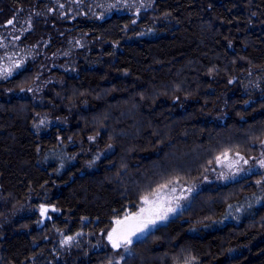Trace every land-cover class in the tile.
<instances>
[{
  "label": "trees",
  "instance_id": "obj_1",
  "mask_svg": "<svg viewBox=\"0 0 264 264\" xmlns=\"http://www.w3.org/2000/svg\"><path fill=\"white\" fill-rule=\"evenodd\" d=\"M102 7L0 0V58L12 36L25 56L0 77V264H109L144 198L264 143V0H156L137 21ZM131 250L120 264H264V169Z\"/></svg>",
  "mask_w": 264,
  "mask_h": 264
},
{
  "label": "rangeland",
  "instance_id": "obj_2",
  "mask_svg": "<svg viewBox=\"0 0 264 264\" xmlns=\"http://www.w3.org/2000/svg\"><path fill=\"white\" fill-rule=\"evenodd\" d=\"M101 1L105 6L101 10H105L107 12L106 15H110L111 13H128L137 21L144 14L154 11V2L156 0ZM1 41L2 39L0 38ZM6 43H4V48L6 49L4 52L5 56L0 58V77L13 76L16 72L23 69L25 62L24 51L21 50L19 44V37L12 36L10 41ZM10 45L13 48L9 49L8 47ZM67 59L70 58L56 56L52 64H55L54 66L57 68H61L66 66L68 61L65 60ZM262 161H264V143L260 145L255 157L246 158L241 154L224 155L200 179L190 183L175 182L163 188L152 197H148L147 203L144 198L139 209L136 212H128L122 219L115 221V226L109 233L114 239L117 236H127L131 240V243H127L125 239H120L119 246H114L113 240L109 239V235L107 236V240L110 245H113L114 250L122 251L119 259L109 264H120L122 258L132 252V245L137 240L144 238L157 227L166 224L178 216L187 208L196 193L211 186L226 184L247 174L259 172L264 169V165L261 163ZM50 211L53 210L48 209L47 213ZM161 216L164 218H160ZM118 221L120 223H117ZM133 232L135 234H130Z\"/></svg>",
  "mask_w": 264,
  "mask_h": 264
},
{
  "label": "snow or ice",
  "instance_id": "obj_3",
  "mask_svg": "<svg viewBox=\"0 0 264 264\" xmlns=\"http://www.w3.org/2000/svg\"><path fill=\"white\" fill-rule=\"evenodd\" d=\"M8 23L11 24L12 21L10 20ZM261 163H262V165H264V161H262ZM145 202H146V203L148 202V201H147V198H145ZM54 210H55V209H54ZM41 211H42V213H43V212H46L47 210L44 209V208L42 207V208H41ZM142 211H143V210H142ZM137 215H139V214H137ZM160 218H164V217L161 216ZM117 223H120V222L118 221ZM114 231H115V230H114ZM130 234H135V233L133 232V233H130ZM109 239H110V240H113L114 246H119V240H120V239H125L127 243H131V240L128 239L127 236H117V237L114 239L112 235H109Z\"/></svg>",
  "mask_w": 264,
  "mask_h": 264
}]
</instances>
